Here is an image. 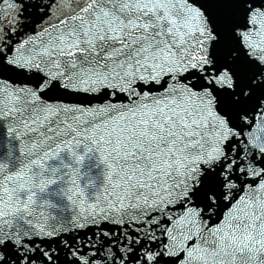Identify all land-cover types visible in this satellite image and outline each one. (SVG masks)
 <instances>
[{
    "label": "snow or ice",
    "instance_id": "snow-or-ice-1",
    "mask_svg": "<svg viewBox=\"0 0 264 264\" xmlns=\"http://www.w3.org/2000/svg\"><path fill=\"white\" fill-rule=\"evenodd\" d=\"M0 264H264V0H0Z\"/></svg>",
    "mask_w": 264,
    "mask_h": 264
}]
</instances>
